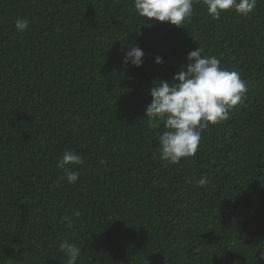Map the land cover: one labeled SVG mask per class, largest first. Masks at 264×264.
<instances>
[{
	"label": "trees",
	"instance_id": "1",
	"mask_svg": "<svg viewBox=\"0 0 264 264\" xmlns=\"http://www.w3.org/2000/svg\"><path fill=\"white\" fill-rule=\"evenodd\" d=\"M129 45L140 67L122 63ZM197 47L247 93L165 167L149 89ZM64 150L85 160L75 184ZM64 239L76 264H264V0L220 19L194 3L183 27L144 21L133 0H0V264H67Z\"/></svg>",
	"mask_w": 264,
	"mask_h": 264
},
{
	"label": "clouds",
	"instance_id": "2",
	"mask_svg": "<svg viewBox=\"0 0 264 264\" xmlns=\"http://www.w3.org/2000/svg\"><path fill=\"white\" fill-rule=\"evenodd\" d=\"M194 3H202L212 19H220L222 11L234 10L241 16L254 12L258 0H133L136 14L144 21L154 18L167 21L177 27H183L186 20L193 15ZM14 28L23 32L28 28L29 21L18 17L14 20ZM204 49L197 47L187 54L188 63L171 78L154 82L149 89L151 101L145 107L144 116L150 129L164 131L158 135L160 160L168 164H178L182 158L196 154L201 141V132L209 124H218L230 119V111L241 103L247 93L246 81L235 70L221 66L216 56L204 55ZM143 50L139 46L129 45L122 63L140 67L143 64ZM154 63H163V58L156 56ZM84 158L71 150H64L57 161L61 170L60 179L75 184L79 172L75 166H83ZM106 160L101 158L100 164ZM206 177H201L198 185L207 186ZM79 217V210L72 213ZM71 228V217H62ZM58 250L68 259L67 264H76L81 248L67 239L62 240ZM264 259V248H261Z\"/></svg>",
	"mask_w": 264,
	"mask_h": 264
}]
</instances>
